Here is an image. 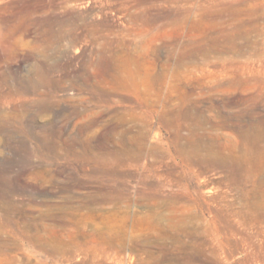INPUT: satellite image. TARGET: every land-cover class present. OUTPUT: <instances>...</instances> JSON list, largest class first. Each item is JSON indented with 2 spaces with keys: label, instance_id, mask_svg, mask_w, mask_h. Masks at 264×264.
Returning <instances> with one entry per match:
<instances>
[{
  "label": "rangeland",
  "instance_id": "rangeland-1",
  "mask_svg": "<svg viewBox=\"0 0 264 264\" xmlns=\"http://www.w3.org/2000/svg\"><path fill=\"white\" fill-rule=\"evenodd\" d=\"M0 264H264V0H0Z\"/></svg>",
  "mask_w": 264,
  "mask_h": 264
},
{
  "label": "bare ground",
  "instance_id": "bare-ground-1",
  "mask_svg": "<svg viewBox=\"0 0 264 264\" xmlns=\"http://www.w3.org/2000/svg\"><path fill=\"white\" fill-rule=\"evenodd\" d=\"M202 106V105H201ZM212 107V106H211ZM219 110V109H218ZM237 112V111H236ZM208 113V112H207ZM188 114V113H187ZM214 117V116H213ZM189 121V120H188ZM203 139V138H202ZM200 144V143H199ZM209 147H211V146H209ZM258 149V148H257ZM262 149V148H261ZM192 154V153H191ZM190 154V155H191ZM180 155V154H179ZM251 155V154H250ZM210 156V155H209ZM216 156V155H215ZM210 159V158H209ZM210 162V161H209ZM195 163V162H194ZM204 163H206V161L204 162ZM199 165V164H198ZM238 165V164H237ZM196 166V165H195ZM236 168V167H235ZM223 170V169H222ZM240 174V173H239ZM236 175V174H235ZM230 178H232V177H230ZM234 179V178H233ZM251 182V181H250Z\"/></svg>",
  "mask_w": 264,
  "mask_h": 264
}]
</instances>
